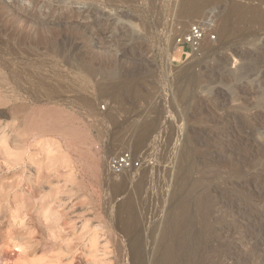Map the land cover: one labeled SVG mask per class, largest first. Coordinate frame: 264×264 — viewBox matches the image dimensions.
Returning a JSON list of instances; mask_svg holds the SVG:
<instances>
[{
	"label": "rangeland",
	"instance_id": "1",
	"mask_svg": "<svg viewBox=\"0 0 264 264\" xmlns=\"http://www.w3.org/2000/svg\"><path fill=\"white\" fill-rule=\"evenodd\" d=\"M195 1L0 0L3 264H264V82L239 78L247 52L264 60V18H230L212 57L177 46L195 25L217 46L231 4L264 0ZM121 153L164 178L135 221Z\"/></svg>",
	"mask_w": 264,
	"mask_h": 264
},
{
	"label": "bare ground",
	"instance_id": "2",
	"mask_svg": "<svg viewBox=\"0 0 264 264\" xmlns=\"http://www.w3.org/2000/svg\"><path fill=\"white\" fill-rule=\"evenodd\" d=\"M16 6H17V4H13V5L9 6V10H12L11 12L14 13V18L17 22L31 26L32 30H35L37 27H39L38 24H40V22L38 21L37 17L33 13H23L22 11L19 10L20 7L18 9ZM202 6H203L202 3H198V1H195V0H175V8L179 12H184L183 11L184 9H188V11H189L188 15H190V16L198 14L199 11L201 10ZM247 12H251L257 19L262 20L264 18V11H262L260 7L259 8H257V7L247 8V7L241 6L237 3L231 4V7L228 10V13L225 16L220 17V19H223V24L219 30V41H220L219 44L217 46H215L214 44H216V43L213 44L205 38L204 41L202 42L201 46L199 47V49L193 53V57L196 59L201 54H203L205 57H212L213 55H215L217 49H221L220 47L225 48L229 44V39L232 35V27H231L230 21H229L230 18H232V17L233 18H236V17L241 18ZM247 53L245 56L243 55L244 56L243 66H241L240 70H239L240 73H242V74L239 76V78L249 76L250 73L258 71L257 77H258V79L260 78V80H258V82L261 84L262 82H264V72L260 71L261 68L263 67V66L261 67V65H263V61H264V60H262L263 58L260 57L262 53L260 55L257 54L258 57H254L255 60H253L252 57H249V54H247ZM243 54H244V52H243ZM224 60H225V58H223L222 61H224ZM112 62H113V59H112ZM224 63H225V61H224ZM112 68H114V67H112ZM234 77L236 78V76H229L228 79L232 80ZM263 96H264V90H263ZM147 128H148L147 126H143L142 129H147ZM143 141H144L143 138H141L140 143L142 144ZM133 170H135V169H133ZM124 172H126L125 175L127 176V178L129 180L135 181L136 185L138 186L135 189V193L131 196L130 201H128L125 204V207L128 210L133 211V219L135 221L136 219H138V215H139L138 210H137L138 201L141 199L143 201L144 208L148 209L150 207L152 200H153L152 194H151L153 186L155 184L163 185V183H164L163 179L164 178L162 177V178L155 179V178L150 177L154 171L149 170V169H143V171H141L139 173L137 172V174L136 173L132 174L133 171H129L130 172L129 173L128 170L124 171ZM186 208H187L186 202L182 203L181 206L179 207V214L176 216L177 218L175 220V223L177 225L180 223L181 215H182V213H184L186 211ZM139 249L140 248L138 246L134 249L132 257L135 256L134 258H136V257L140 256ZM169 255H170V250H167L166 256H169ZM1 256L2 255L0 254V264H3L4 260H3V257H1ZM134 261H135V259H134Z\"/></svg>",
	"mask_w": 264,
	"mask_h": 264
},
{
	"label": "built area",
	"instance_id": "3",
	"mask_svg": "<svg viewBox=\"0 0 264 264\" xmlns=\"http://www.w3.org/2000/svg\"><path fill=\"white\" fill-rule=\"evenodd\" d=\"M204 39L205 31L200 26L195 25L192 26L187 33L178 38L177 46L182 49V56L187 55V52L193 54L199 49ZM138 166L139 164L135 162L131 154L121 153L110 160L109 171L117 176L124 171L134 169Z\"/></svg>",
	"mask_w": 264,
	"mask_h": 264
}]
</instances>
